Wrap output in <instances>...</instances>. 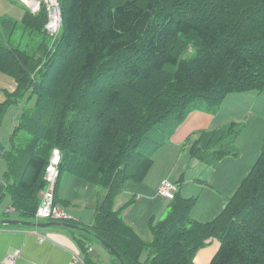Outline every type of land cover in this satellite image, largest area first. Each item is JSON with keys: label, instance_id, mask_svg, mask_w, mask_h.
Wrapping results in <instances>:
<instances>
[{"label": "trees", "instance_id": "16d2710c", "mask_svg": "<svg viewBox=\"0 0 264 264\" xmlns=\"http://www.w3.org/2000/svg\"><path fill=\"white\" fill-rule=\"evenodd\" d=\"M59 5L62 24L55 37L45 30L44 8L26 9L23 29L31 39L34 33L48 39H37L35 50L11 45L8 36L17 22L0 19V72L16 85L0 103V122L8 103L33 99L3 153L5 191L14 211L23 220L35 219L45 169L57 148L58 178L72 174L104 194L86 226L90 233L65 228L102 238L124 264H195L210 238L220 246L209 264H264V134L257 160L213 220H194L197 197L177 190L167 215L150 221L145 240L114 209L124 183L145 179L153 155L194 100L215 109L231 92L263 90L264 0H59ZM241 130L230 123L200 131L190 153L214 166L237 155L232 146ZM58 221L76 225L72 218ZM81 246L84 264H95L88 246Z\"/></svg>", "mask_w": 264, "mask_h": 264}, {"label": "crops", "instance_id": "0c3cea01", "mask_svg": "<svg viewBox=\"0 0 264 264\" xmlns=\"http://www.w3.org/2000/svg\"><path fill=\"white\" fill-rule=\"evenodd\" d=\"M215 118L216 116L201 111L189 114L171 136L170 143L163 146L159 158H164V163L159 165L157 161L153 162L142 182L129 180L124 183L115 200L114 209L121 210L126 223L143 239L150 237V221L156 223L169 211L170 200L157 192L163 179L176 184L182 196H196L190 215L196 221L208 222L226 206L229 197L257 160L264 134V109L256 111L253 107H248L241 117L242 130L233 140V146L231 145L237 155H227L214 166H207L192 157L190 148L200 131L217 129L240 120L231 117L227 120L228 123L225 121L213 126ZM202 123L204 124L198 126ZM14 124L2 123L0 126V212L4 215L9 213L0 216V220L21 219L12 208L10 196L5 191L7 182L4 179L6 161L3 153L10 149L9 138ZM103 195L90 182L69 173H62L57 180L56 204L81 227L92 224ZM128 202L129 206L122 208ZM82 243L88 246L89 256L95 264H116L111 255L97 246L92 238H84L79 233L73 234L63 226L41 229L4 225H0V264H9L5 257L16 250L19 253L14 264H84ZM219 246L217 239L210 238L208 245L196 253L194 263L209 264Z\"/></svg>", "mask_w": 264, "mask_h": 264}, {"label": "rangeland", "instance_id": "374dc122", "mask_svg": "<svg viewBox=\"0 0 264 264\" xmlns=\"http://www.w3.org/2000/svg\"><path fill=\"white\" fill-rule=\"evenodd\" d=\"M26 9L27 7L22 0H0V19L2 21L13 20L17 22L16 29L11 35L8 36V41L13 46L17 45L20 48L28 49L30 51L31 49L32 50L36 49L35 43L37 39H38V42L40 41L47 42L48 39L47 37H44L41 33L32 34V36H34L33 37L34 39H31L30 38L31 35H29L27 31L23 29L22 19H23ZM15 86H16L15 81L11 76L0 72V103L8 100V98L10 97L9 94L14 90ZM32 102H33V99H28L27 97H25L23 99L18 100V102L8 103L6 106V109L4 110L2 114L0 124L3 123V125H6L12 122L16 124L22 110L25 109L26 106H30ZM248 107L249 108L253 107L254 110L256 111H259V109H264V88L260 92L256 90L243 91V92H231L224 98L222 103L218 105L217 108L215 109L212 108L204 100L196 99L192 102L191 107L189 109V113L187 114L185 119H187L189 114H191L192 112L201 111L204 114L216 116V118L213 120V123H212L213 126H217L227 121L231 117H234V118H240V120H238L235 123V127L241 128L243 124L241 121L242 119L241 117L245 114L246 109ZM185 119L181 122V124L185 121ZM228 122L229 121H227V123ZM203 124L204 123L198 126H201ZM226 125L227 124L222 125L221 127H224ZM170 141H171V138L164 145H162V147L158 151L155 152V154L153 155L154 162L157 161L159 165L164 163L165 159L159 158V155L162 151L163 146H165L168 142L170 143ZM208 170L209 168L207 169V172ZM3 215L4 213L0 212V216H3ZM39 221L45 222L47 220L40 219ZM10 227H15V225L10 226ZM56 227L57 226H50L46 228H56ZM46 228H41V229H46ZM92 241L95 242L97 246L105 249L98 240L92 238ZM145 252L146 251H144L142 254V257H141L142 260H144L146 257Z\"/></svg>", "mask_w": 264, "mask_h": 264}, {"label": "built area", "instance_id": "2783aa9c", "mask_svg": "<svg viewBox=\"0 0 264 264\" xmlns=\"http://www.w3.org/2000/svg\"><path fill=\"white\" fill-rule=\"evenodd\" d=\"M22 1L33 13L39 11L41 8L45 9L47 14L45 30L48 34L55 37L62 24L59 0ZM60 159V150L57 148L53 149L43 176L46 186L40 194V201L34 215L36 220H68L72 218L70 214H68L63 208L59 207L54 201V187L59 175L58 165ZM157 192L160 196L166 199H173L175 193L177 192V185L167 179H163L157 188ZM18 253L19 251L16 250L14 253L8 254L5 257L6 262L14 264L15 257Z\"/></svg>", "mask_w": 264, "mask_h": 264}, {"label": "water", "instance_id": "95a60500", "mask_svg": "<svg viewBox=\"0 0 264 264\" xmlns=\"http://www.w3.org/2000/svg\"><path fill=\"white\" fill-rule=\"evenodd\" d=\"M0 225H4V226H13V225H21V226H26V227H34V228H46V227H50V226H63V227H68V228H74V229H79L81 231H84L86 233H90V230L86 227H81L75 224H71L65 221H45V222H41V221H26L23 219H1L0 220ZM94 237H96L98 239V241L107 249H109L113 254H115V256L118 258L119 262L121 264H124L122 262V259L120 257V255L117 253V251L109 244L107 243L105 240H103L102 238L94 235Z\"/></svg>", "mask_w": 264, "mask_h": 264}]
</instances>
